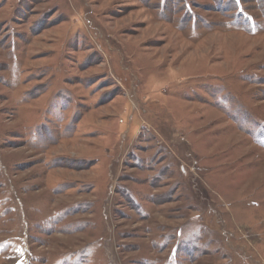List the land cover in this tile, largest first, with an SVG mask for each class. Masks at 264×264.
<instances>
[{
	"label": "rangeland",
	"instance_id": "1",
	"mask_svg": "<svg viewBox=\"0 0 264 264\" xmlns=\"http://www.w3.org/2000/svg\"><path fill=\"white\" fill-rule=\"evenodd\" d=\"M0 264H264V0H0Z\"/></svg>",
	"mask_w": 264,
	"mask_h": 264
}]
</instances>
